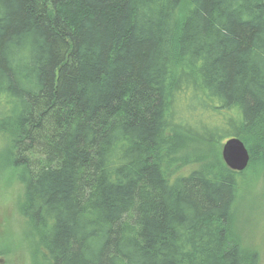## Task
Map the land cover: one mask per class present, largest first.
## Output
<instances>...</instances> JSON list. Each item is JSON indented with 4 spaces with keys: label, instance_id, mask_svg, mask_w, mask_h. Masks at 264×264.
I'll return each instance as SVG.
<instances>
[{
    "label": "trees",
    "instance_id": "obj_1",
    "mask_svg": "<svg viewBox=\"0 0 264 264\" xmlns=\"http://www.w3.org/2000/svg\"><path fill=\"white\" fill-rule=\"evenodd\" d=\"M231 137L264 182V0H0V174L32 264H261Z\"/></svg>",
    "mask_w": 264,
    "mask_h": 264
},
{
    "label": "rangeland",
    "instance_id": "obj_2",
    "mask_svg": "<svg viewBox=\"0 0 264 264\" xmlns=\"http://www.w3.org/2000/svg\"><path fill=\"white\" fill-rule=\"evenodd\" d=\"M188 168H184L186 171ZM245 185L239 199V227L243 238L257 247L264 264V182L255 168L243 171ZM22 186L10 172L0 174V264H32L17 212Z\"/></svg>",
    "mask_w": 264,
    "mask_h": 264
},
{
    "label": "water",
    "instance_id": "obj_3",
    "mask_svg": "<svg viewBox=\"0 0 264 264\" xmlns=\"http://www.w3.org/2000/svg\"><path fill=\"white\" fill-rule=\"evenodd\" d=\"M221 154L225 164L233 171H244L249 165V150L238 137L227 139L222 146Z\"/></svg>",
    "mask_w": 264,
    "mask_h": 264
}]
</instances>
